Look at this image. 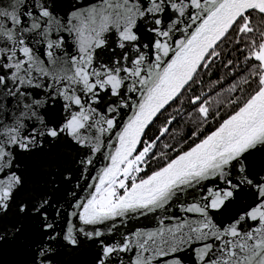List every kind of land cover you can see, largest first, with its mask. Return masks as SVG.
Listing matches in <instances>:
<instances>
[{"label":"snow or ice","instance_id":"1","mask_svg":"<svg viewBox=\"0 0 264 264\" xmlns=\"http://www.w3.org/2000/svg\"><path fill=\"white\" fill-rule=\"evenodd\" d=\"M0 264H264V0H0Z\"/></svg>","mask_w":264,"mask_h":264},{"label":"trees","instance_id":"2","mask_svg":"<svg viewBox=\"0 0 264 264\" xmlns=\"http://www.w3.org/2000/svg\"><path fill=\"white\" fill-rule=\"evenodd\" d=\"M219 77V73L218 72H216V73H214V76H213V78L215 79V78H218ZM208 79V77H205V80H207ZM159 125H157V127H158ZM179 127V126H178ZM153 133L156 131V129L154 128L153 130ZM149 135H152V133H149Z\"/></svg>","mask_w":264,"mask_h":264},{"label":"water","instance_id":"3","mask_svg":"<svg viewBox=\"0 0 264 264\" xmlns=\"http://www.w3.org/2000/svg\"><path fill=\"white\" fill-rule=\"evenodd\" d=\"M11 256H12V254H11V252L9 253V258H11Z\"/></svg>","mask_w":264,"mask_h":264}]
</instances>
